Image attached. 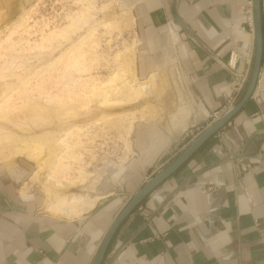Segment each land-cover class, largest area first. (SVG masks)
Returning <instances> with one entry per match:
<instances>
[{"label": "crops", "instance_id": "0c3cea01", "mask_svg": "<svg viewBox=\"0 0 264 264\" xmlns=\"http://www.w3.org/2000/svg\"><path fill=\"white\" fill-rule=\"evenodd\" d=\"M171 3L130 0L127 6L137 9L141 44H155L167 31V64L177 63L176 52L201 122L186 131L193 115L180 107L173 117L185 132L171 137L148 172L133 181L137 192L217 120L214 115L226 114L234 92L240 93L238 104L247 88L180 36ZM250 8L252 0H180L179 14L220 59L228 63L232 52L238 54L244 77L255 54L253 31L247 32ZM20 198L0 180V264H93L113 221L130 202L128 195L111 202L90 194L92 207L70 220ZM107 208L110 212L103 213ZM102 264H264V57L253 98L124 221Z\"/></svg>", "mask_w": 264, "mask_h": 264}, {"label": "rangeland", "instance_id": "374dc122", "mask_svg": "<svg viewBox=\"0 0 264 264\" xmlns=\"http://www.w3.org/2000/svg\"><path fill=\"white\" fill-rule=\"evenodd\" d=\"M129 1L36 0L21 10V0H0V180L19 197L35 196L55 217L64 216L55 203L83 194L80 186L101 158L129 167L140 158V129L175 135L180 121L172 116L189 107L167 64V31L157 43L141 44ZM139 164L116 180L109 174L98 195L130 201L133 181L143 175Z\"/></svg>", "mask_w": 264, "mask_h": 264}, {"label": "water", "instance_id": "95a60500", "mask_svg": "<svg viewBox=\"0 0 264 264\" xmlns=\"http://www.w3.org/2000/svg\"><path fill=\"white\" fill-rule=\"evenodd\" d=\"M36 0H21L20 9L25 10L32 6ZM262 0H252V11H253V37H254V45H255V54L253 67L250 75V79L245 91L244 96L240 100V102L229 112H227L222 117H219L215 120L211 125H209L192 143L191 145L185 149V151L165 170H163L159 175L151 179L146 185L139 190L130 200V202L126 205V207L118 214V216L113 221L112 226L107 232L101 247L95 257L93 264H102L107 250L114 236L116 235L120 226L124 223V221L142 204V202L148 198L160 185H162L165 181H167L170 177H172L207 141H209L212 137L217 135L222 129H224L228 124L232 122V120L243 110L245 105L249 102L257 89L259 84V79L261 75L263 57H264V28H263V4ZM179 5L180 0H172L171 3V17L172 23L174 26L179 28V31L182 32L185 37L195 45L199 50L204 52L212 61H214L221 69H223L227 74H229L234 81L237 83L240 82L239 79V71H233L228 67V64L220 59L194 32V30L187 24L179 14ZM166 47V46H165ZM165 53V48H164ZM174 58H176L177 63L175 65H171L174 67L175 74L177 76L178 82L181 86L182 92L187 96V102L189 103V107L193 109V116L189 122V126L186 129L195 127L201 118V114L198 112L197 106H193L190 103L189 96L187 94V87L184 83V78L180 70L179 60L177 58L176 52H174ZM239 69V68H238ZM186 79V78H185ZM187 81V80H186ZM173 115V114H172ZM209 116V115H208ZM173 117V116H172ZM173 120V119H172ZM201 122V121H200ZM141 127V126H139ZM154 127V126H152ZM150 127H146L140 129L135 139L137 149L140 153L139 160H135L132 164L142 165V173L146 174L149 168L152 166L154 160L157 158L159 153L171 143V137L180 136L185 131H174L175 135L172 136H159L155 133L154 129H149ZM180 133V134H179ZM142 134V135H141ZM149 137H153L149 139ZM143 140V141H140ZM138 141V142H137ZM143 142V143H142ZM115 164L107 158H101L98 163L93 167V171L98 173L100 177H96L89 183L85 189L81 188L83 193L89 191L92 195H98L100 193L99 189L103 185L106 177L109 176L112 172L116 170L115 167H111ZM133 165L125 168L124 171H127L129 168H133ZM122 172L121 175L125 174ZM120 175V176H121ZM103 178V179H102ZM41 199L44 196L39 195ZM25 203H36L37 200L35 196H30L29 198H20Z\"/></svg>", "mask_w": 264, "mask_h": 264}, {"label": "bare ground", "instance_id": "6f19581e", "mask_svg": "<svg viewBox=\"0 0 264 264\" xmlns=\"http://www.w3.org/2000/svg\"><path fill=\"white\" fill-rule=\"evenodd\" d=\"M137 1V0H136ZM133 4V3H132ZM135 4V3H134ZM131 5V4H130ZM250 19L252 20V26H253V11L251 12V17H250ZM176 27V26H175ZM178 30H179V28L178 27H176ZM131 56V55H130ZM130 62H132V61H130ZM133 63V62H132ZM234 63H235V59H233V62H232V66L234 65ZM125 64V63H124ZM130 64V63H129ZM126 71V70H125ZM136 84V83H135ZM135 84H134V86H135ZM137 85V84H136ZM140 85V84H139ZM133 86V85H132ZM133 86V87H134ZM144 86V85H143ZM137 87V86H136ZM139 87V86H138ZM137 87V88H138ZM140 88V87H139ZM144 88V87H143ZM135 89V88H134ZM133 89V90H134ZM141 89H142V87H141ZM137 90V89H136ZM135 92V96L136 97H139L140 95H142V94H139V96H138V94L136 93V91H134ZM138 92V91H137ZM142 92V91H141ZM140 92V90H139V93H141ZM150 92V91H149ZM133 98H134V96H133ZM141 98V97H140ZM139 101V100H138ZM189 110H190V112L192 113V115H193V109H191V108H189ZM51 142V141H50ZM37 157V156H36ZM133 165V164H132ZM131 165V166H132ZM116 166V170L114 171V172H112V173H118L119 175L120 174H122V172L125 170V168H127V167H124L123 169H119L118 168V166H117V164L115 163V164H113V166L111 165V167H115ZM130 166V167H131ZM58 171V170H57ZM94 173H91V174H89V180L87 181V183H84V184H82L84 187H82V188H84L85 189V187L89 184V183H91V181L93 180V179H95L96 177H100V175L98 174V173H96L95 171H93ZM80 178H82L83 180L85 179V173L83 172L82 173V171L80 172ZM103 179V178H102ZM116 179H118V177L116 178ZM115 180V179H114ZM117 182V181H116ZM81 185V186H82ZM86 185V186H85ZM91 193L89 192V191H87L86 193H83V195L81 194H73L72 195V197H70V198H64L63 200H60V201H57L56 203H55V208L57 207V209H53L54 211H56V212H61V214H62V212L64 213V215H66V213L67 214H69V216H71V215H75V216H80L81 214H83L82 212L83 211H86V210H88V209H90L91 207H92V203L91 202H89V195H90ZM92 195V194H91ZM23 198H29V197H23ZM119 203V202H118ZM65 206H67V207H65ZM75 208V209H74ZM77 208V209H76ZM79 209H80V211H79ZM106 212H110L109 211V209L107 208L105 211H103V213H106ZM71 214V215H70ZM68 216V217H69Z\"/></svg>", "mask_w": 264, "mask_h": 264}, {"label": "built area", "instance_id": "2783aa9c", "mask_svg": "<svg viewBox=\"0 0 264 264\" xmlns=\"http://www.w3.org/2000/svg\"><path fill=\"white\" fill-rule=\"evenodd\" d=\"M251 12H252V9H248L247 12H246V15L248 17V19H250L251 17ZM248 25L249 27H252V23L251 21L248 20ZM185 37V35H183ZM233 59H235V63L234 65L232 66V62H233ZM228 64V67L231 68L233 71H237L238 70V67H239V55L236 54L235 52H232L231 53V56H230V60L229 62L227 63ZM250 71L243 77L242 75H239V79H240V86L242 88L246 87L248 85V82H249V78H250ZM239 92H234V94L229 98V100L227 101V105L225 107V110H226V113L229 112L231 109H233L237 102H238V99H239ZM215 118H219V115L216 114L214 115ZM104 150V149H103Z\"/></svg>", "mask_w": 264, "mask_h": 264}]
</instances>
